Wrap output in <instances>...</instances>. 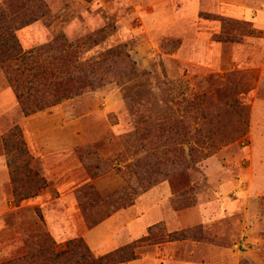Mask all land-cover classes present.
Wrapping results in <instances>:
<instances>
[{"label":"rangeland","instance_id":"374dc122","mask_svg":"<svg viewBox=\"0 0 264 264\" xmlns=\"http://www.w3.org/2000/svg\"><path fill=\"white\" fill-rule=\"evenodd\" d=\"M42 2L16 36L27 63L62 72L35 99H62L25 115L22 65L0 69V264H77L85 248L100 258L84 234L145 195L142 208L162 202L176 221L130 244L136 258L170 245L198 264H264V189L250 164L264 0Z\"/></svg>","mask_w":264,"mask_h":264},{"label":"trees","instance_id":"16d2710c","mask_svg":"<svg viewBox=\"0 0 264 264\" xmlns=\"http://www.w3.org/2000/svg\"><path fill=\"white\" fill-rule=\"evenodd\" d=\"M43 7L42 0H7L0 6V69L10 67L14 63L22 65L16 71L20 72L19 80L23 81L21 84L26 85L27 91L23 93L21 84L18 85L19 80L16 84L14 83V89L25 115L41 111L62 99V97H59L55 101L49 100L44 91L42 92V99H35V95L40 92V89L54 87L53 78L60 80L56 74L61 75L62 72L49 73L40 66H35L33 62L27 63L29 60L16 36L18 30L38 20V15L42 12ZM65 76H69V74ZM70 244H73V241L68 242V245ZM73 247L75 248V246ZM76 247L80 250L82 248L80 244L76 245ZM67 248L69 249L68 246ZM68 249L58 255L67 254ZM79 253L81 254L76 262L77 264H127L136 259L134 247L130 245L94 259H92L87 248H85V253L84 251H79Z\"/></svg>","mask_w":264,"mask_h":264},{"label":"crops","instance_id":"0c3cea01","mask_svg":"<svg viewBox=\"0 0 264 264\" xmlns=\"http://www.w3.org/2000/svg\"><path fill=\"white\" fill-rule=\"evenodd\" d=\"M254 9L245 10L241 9L242 13L245 14H254ZM264 119V103L260 107L257 115L253 114L252 116V142H251V169L253 174L257 175V184L256 187L259 189H264V135L262 136L259 132L261 130L260 121ZM260 120V121H259ZM255 130L257 131V135L255 134ZM259 137H262L259 140ZM149 195H145L140 198L132 207L129 209L122 210L120 212L115 213L111 217H109L106 221L102 222L100 225L88 230L84 234V239L91 247V249L97 253V255L103 256L109 253H112L120 248L133 244L134 242L140 240L142 237H146L145 235L148 233V228L153 225V223L159 219L167 218L170 221V225L174 226L176 217L173 212H168L166 210H162V202L159 204L158 201L154 200L151 205L148 207L142 208L140 206L141 202H144V198ZM152 199V198H151ZM64 202V200H63ZM74 200L68 199L66 197L65 204H68L71 208V213L76 211V202ZM66 209V206H64ZM67 210V209H66ZM156 210H160L164 215L161 218L153 219L149 223L141 224L144 218H147ZM133 211V212H132ZM129 212H132L129 214ZM68 213V212H67ZM127 216L126 220L121 225H116L112 229L111 222L119 218L120 216ZM141 221V223H139ZM141 224V226H139ZM96 234V235H95ZM122 237V238H121ZM111 240H119L121 241L116 247H114L110 252H97L104 251L100 250L106 242H110ZM160 248H157V251L154 255L136 258L135 260L127 263V264H198L193 261H185L179 260L177 258L178 253L174 250V248L170 245H160Z\"/></svg>","mask_w":264,"mask_h":264}]
</instances>
